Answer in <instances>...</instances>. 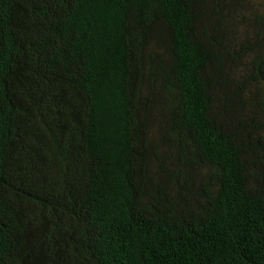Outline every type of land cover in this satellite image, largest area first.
<instances>
[{
    "label": "trees",
    "instance_id": "16d2710c",
    "mask_svg": "<svg viewBox=\"0 0 264 264\" xmlns=\"http://www.w3.org/2000/svg\"><path fill=\"white\" fill-rule=\"evenodd\" d=\"M0 264H264V0H0Z\"/></svg>",
    "mask_w": 264,
    "mask_h": 264
}]
</instances>
